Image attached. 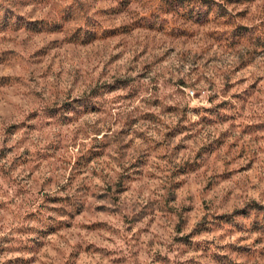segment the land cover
Here are the masks:
<instances>
[{"label":"rangeland","instance_id":"1","mask_svg":"<svg viewBox=\"0 0 264 264\" xmlns=\"http://www.w3.org/2000/svg\"><path fill=\"white\" fill-rule=\"evenodd\" d=\"M0 264H264V0H0Z\"/></svg>","mask_w":264,"mask_h":264}]
</instances>
